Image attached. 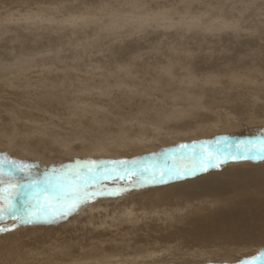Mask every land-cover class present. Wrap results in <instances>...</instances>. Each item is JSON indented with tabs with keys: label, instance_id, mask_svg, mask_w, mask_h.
I'll return each instance as SVG.
<instances>
[{
	"label": "rangeland",
	"instance_id": "rangeland-1",
	"mask_svg": "<svg viewBox=\"0 0 264 264\" xmlns=\"http://www.w3.org/2000/svg\"><path fill=\"white\" fill-rule=\"evenodd\" d=\"M137 1L138 2L134 3L132 0H40V4H36L35 2L39 3V0H30V3L25 1V3H28L26 5L22 4V2L14 4V7L12 6L10 9H6L7 6L5 7L3 4L1 5L2 7L0 6V14H3L0 16V33H2L3 30L7 32H3L5 36H2L3 33L0 34L1 39L3 38L2 40L0 39V49L4 46V50L2 49L4 52L0 50V74H2V76H0V86L4 87L5 91L8 92L1 91V93L3 97H9L10 94V96L15 97L18 94V101L22 105L21 108H23L21 114L20 112H13L7 115V117L0 111V117H4L0 118V122L3 123L5 119L10 117L8 121H5L6 125H10L9 127L12 128L14 127L13 125H15V127L20 126L18 130L12 132L14 135L11 137L10 135L7 137L4 133H0V155H2L1 152L15 154L18 157H22L26 162L31 159L51 157L46 161V165L38 164L39 167L35 168L33 172L48 173L49 178L54 183L67 180L69 184H73L74 181L71 175L68 174L73 169H70L69 165L75 166L77 160L121 161L137 159L144 160L145 163H148V158L152 153L162 154L166 149L174 148L180 144H190L193 141L201 140H213L216 137L223 136L229 138L227 143L232 144L234 146L233 151H235V147H243V145H237L238 141L251 139L264 133V115H262L261 119L259 118L261 121L257 120L259 122L254 123V120L246 121L247 118L242 119L236 114L227 113L226 111L222 112V106L217 108V114L214 112L206 113L208 116L216 119L218 116L229 114L231 118H228L226 122L229 120L230 123L234 124V130L224 128L218 123L217 126L214 125V131L209 130L205 132L208 135L203 134L204 136L200 135L199 138L198 134L196 135L195 133V135L189 134L188 137L180 139L181 136L177 135L179 132L186 130L192 131L199 126L197 124H192L188 127H183V129H177L179 128V126L175 125L177 123L168 122L164 123V125L162 123L163 119L167 117L172 109L180 110L182 107H187V109H197L198 112L207 110L204 101L201 99L194 100V97L200 98V96L196 95L194 92L195 90L197 91V88L211 87V89L219 90L220 87H224L225 85L229 87V85H234V83L235 85L242 86L264 84V81H262L263 76L260 75V73L264 71V66H261V62L264 61V50L260 48L261 45H264V35H262V30H264V0ZM30 4L33 7L30 6ZM43 4L44 6H42ZM54 5L56 8L53 9ZM141 7H143V9H141ZM39 8L42 9L40 10ZM14 9H16V11ZM17 9L19 10L17 11ZM20 9L22 12H19ZM254 9L257 12H255ZM10 11H12V13ZM162 11L167 12H163L164 14L160 13ZM25 15L27 16L24 18L23 16ZM5 17H7V19ZM37 19L40 20L38 21ZM240 20L243 22L241 23ZM258 20L262 22L260 21V23H258ZM244 21L247 24L244 23ZM7 23L9 25H7ZM256 23H258V26H256ZM4 24L6 26H3ZM22 26H25L26 29L28 27V30L25 31L23 28L21 29ZM247 26L249 28H246ZM14 27L18 29H14ZM30 27H33L34 30L33 28L29 29ZM241 27L243 30L240 29ZM6 28L9 30L7 31ZM236 28H238L237 32ZM42 29H44L46 33L49 32L46 34L47 37L46 35H41L42 32L45 33ZM230 29H232V31ZM16 30H19V32H14ZM245 30H247L248 33ZM233 31L236 32L237 35ZM209 32L212 33V35ZM249 32H251V35ZM255 32H257V34ZM223 34L226 35L225 38L227 39L223 38ZM239 34L242 35L240 36ZM254 34L256 35L252 36ZM24 35H26V37ZM163 35H165V37ZM21 37L25 42L20 39L18 44L19 38ZM38 37L41 38L39 39ZM257 37L263 42L262 44L260 43L261 45H258L260 41H255L258 40L255 39ZM204 38L211 40L207 43V39L205 41ZM227 40L229 41L227 42ZM230 40L233 44L230 43ZM26 41L32 42H28L29 44H27ZM42 42L43 44L41 45L40 43ZM47 42L50 43V45H48ZM126 43H129V46H134V48L129 50L130 52L128 51L122 55L125 56L124 58L118 57V55L114 56V52L112 51H115L116 48L125 47L127 45ZM20 45L22 46L21 48H19ZM171 46L172 48H170ZM256 46L258 49L260 48L259 50H263L261 51L262 59L260 61L257 59V57H259L258 52L260 51L255 48ZM222 48L225 49V51ZM252 52H254V55ZM241 58L242 60L246 58V60L241 61ZM44 61L49 64H44ZM248 61L250 63L252 61V64L257 62V64L255 67L252 65L253 68ZM258 64L259 66H257ZM55 67L57 69L55 70L56 73L50 70L53 73L51 75L49 69L53 70ZM245 67L246 69H244ZM249 68H253V70H251L253 72L258 68H261L262 71L258 69L260 72L255 71L252 73L249 71ZM245 70L250 73H247ZM23 72H28V75ZM232 72H234V75ZM257 72L259 76H256ZM69 73L70 75H68ZM242 73H246V75H244L247 77L246 80L245 77H242ZM254 74L255 78L253 76ZM261 74L264 73L262 72ZM24 75L27 76L25 77ZM30 75L31 79L29 78ZM251 76L253 77L251 78ZM51 77L55 79L52 80ZM241 77L244 83H241ZM12 78L14 79L12 80ZM42 78H46L44 80H47V78L48 80L51 79L50 82L52 83H48L46 86H44V83V88L42 85H39L41 87L39 88V86H37L38 89L36 85ZM252 79H256L257 81H253ZM30 80H32V82ZM247 80L248 84H245ZM259 80H261V83ZM10 81H12L13 84ZM14 81L16 82L14 83ZM25 81H27L28 84H26ZM159 81L162 82L159 84ZM238 81L239 83H236ZM251 82L252 84H250ZM255 82L258 84H255ZM55 83L56 88L51 87V84L55 85ZM19 84L21 86H19ZM168 84L169 86H167ZM47 86L49 89L51 88V90L48 89L51 93H48L46 90ZM161 87H163L162 90ZM36 89H38V92ZM40 89L42 91L45 90L42 92ZM32 90H35L34 92H37V94ZM163 90H165V95ZM141 92H144V95ZM173 92L175 93L173 94ZM43 93H46L47 96L45 94V97L48 98L38 97L40 100L36 98L38 94L42 96ZM30 94L32 98L29 97ZM170 94H173L171 95L172 97L169 96ZM141 95H143V97ZM163 95L166 98L168 97V100L166 98L163 100ZM28 97L30 100H28ZM136 97L137 99H135ZM140 97H142V99H140ZM145 97L147 100L143 99ZM148 98L152 99V101H148ZM153 100L154 102H158L153 103ZM138 101L144 106L143 108L140 103L141 106L139 107ZM145 101L150 103L148 105L144 104ZM159 102L162 103L160 106L163 108L156 110L157 107H160L158 104ZM46 104H48L47 107ZM155 104L157 106H155ZM258 104L259 106L256 107L263 106L261 110H264V99H260ZM33 105L40 106L43 110ZM148 106H150V109ZM168 109L171 110L169 111ZM159 111H163V114H158ZM23 113L25 117L30 113L32 118L38 119V122L35 119L26 120L22 118ZM53 114L54 116H52ZM138 115L144 116L145 118H142L146 120H143ZM15 116H17V118ZM73 116H75L74 118L77 117V119H73ZM113 116L115 118H113ZM96 117L101 119V121ZM151 117L154 119H151ZM156 117L159 121L155 120ZM91 118L95 119L92 121ZM107 118L110 123L112 122L111 125L109 121H106L108 120ZM147 119H151L149 123ZM90 120L92 124H89L88 121ZM79 121L84 123L79 125ZM73 122H75V125ZM210 122L212 121L209 120V122L207 121V123H205L209 124ZM226 122H224L225 125ZM115 123L116 125H114ZM107 124L109 126H107ZM89 125L92 128V132H90ZM108 128H110V131L112 128L111 134L114 135L111 136V134H109L110 131ZM113 128L116 133L113 131ZM103 129L104 131L107 130L108 133L105 131L104 134ZM131 129L132 132L130 131ZM99 133L102 136L98 135ZM168 134L170 136H168ZM94 135L98 137H92ZM104 135L107 136L109 140L106 139ZM116 135L118 138H116ZM163 135L169 138H173L174 136L175 138L171 139L174 142L170 141L173 142L170 145H168L170 142L168 144L161 143V138H164ZM75 137L79 139L77 140ZM187 138H189V140ZM102 139H104V142ZM75 140H77V142ZM96 141L97 143H94ZM99 144H101L102 147L106 145H110V147L107 146V149L105 147L102 149ZM127 144H131V147ZM119 145L124 147L125 150H120L123 151V153L112 154V149L119 147ZM46 146L48 147L46 148ZM82 146L84 149H82ZM91 147H93V151ZM16 148L19 150V153ZM99 148L100 150L97 151ZM86 150H91L92 152L90 151L88 153ZM26 154L29 155V158ZM53 157L55 158V162L52 160ZM53 168L56 169L55 173H52ZM240 169L244 171H240ZM246 169H252L251 173L256 169L257 172H255L254 175L259 179L255 177L253 180L247 179L245 182H235L227 191L236 192L238 188L246 189L248 187L253 190L256 189V194L260 196V200L255 196L253 197L245 193H240V195L237 196L238 199L247 198L246 204H249L248 208L252 209L249 215L254 216L255 212L264 211V198L261 196H264V160H233L229 158L226 163L220 164L219 167L209 168L207 171L198 172L194 175H181L179 179L175 177H165L164 179L167 181L165 183L159 182L160 168H156L155 173L147 172L143 176L135 177L117 172L115 165H107V167L102 168L100 172H96L95 175L99 179V183L96 187L98 189H104L105 191L115 192L117 193L116 195L98 196L91 199L76 214L58 225H21L11 231L0 234V264H71L74 261L76 263L78 262L77 264H108V255L109 257L112 255V257H114V263L120 262L119 264H187L191 263L192 260L196 261V259H200L197 260V262L202 260L201 262H207L206 264H240L241 261L250 259L247 254H250L253 250L255 253L252 252L253 257L258 256L260 249H257V246L255 247V245L245 241H240V244L236 242L238 243L236 245L234 243L231 244V242H224L226 243L224 244L215 239V237H210L211 234L207 237L208 240H199L194 237L195 235L191 230L190 233L186 230L192 220L204 216L203 218L205 219H202L201 222H205L207 219L211 220L212 217L215 221L216 217L226 213L228 214V211H230L229 208L233 210L237 209L238 207L235 204L223 202L217 205L215 203L213 205L214 207L207 206L206 212L198 216L192 214L195 212L193 209V211L189 209L191 212H187L188 209L185 211V206H178L180 209L182 208L180 214L177 212L174 213L173 210L177 204L184 200V195L179 192L181 188L175 184L225 170L227 172L229 171L231 174L235 171H240L241 176L248 178L250 175L245 171ZM105 171L112 172V175L107 179L102 177V173ZM61 173H63V175H61ZM237 178L238 176L233 179L235 180ZM137 179L139 182L133 183V181ZM171 187L174 188L173 191L168 190ZM178 188L180 189L178 190ZM227 191L222 188V192L217 193L219 194L218 197H210L211 195H207V198L222 199L223 195H225L223 193ZM227 196L230 197V195ZM159 198L167 199L158 201ZM189 200L190 199H188L187 202ZM193 202H195V200ZM118 206L120 208H117ZM129 206L131 207L129 208ZM132 206L136 208L134 212H132ZM188 207L189 205L187 204V208ZM210 208L214 212L211 211ZM13 223L14 221L5 216L2 226L10 227ZM168 223L174 225V227H172V229L166 228ZM165 229H167V231ZM184 229L186 234L182 232ZM186 239H188V241ZM152 250L157 252V254L167 253V260L152 258L148 255ZM105 252H107V255H105ZM8 253L11 254L9 255ZM4 255H6L7 259L4 258ZM8 255L10 256L9 258ZM116 257L120 259L118 258L119 260H115ZM185 257L188 259L186 258V260H184ZM175 261L177 262L175 263ZM194 263L195 262L192 261L191 264Z\"/></svg>",
	"mask_w": 264,
	"mask_h": 264
},
{
	"label": "bare ground",
	"instance_id": "bare-ground-1",
	"mask_svg": "<svg viewBox=\"0 0 264 264\" xmlns=\"http://www.w3.org/2000/svg\"><path fill=\"white\" fill-rule=\"evenodd\" d=\"M25 1L26 2H29L30 3V0H0V6L3 4L5 7H6V9H10V7L12 8V6L14 5V4H19L20 2H22V4H28V3H25ZM42 1V0H41ZM44 1V0H43ZM65 1V0H64ZM134 3H136V2H138L137 0H132ZM60 2V1H59ZM74 2V1H73ZM107 2V1H106ZM118 2V1H117ZM208 2V1H207ZM210 2V1H209ZM255 2V1H254ZM36 4H40V0H39V3H37V2H35ZM47 3V2H46ZM101 3V2H100ZM130 3V2H129ZM51 4H53V3H51ZM58 4V3H57ZM107 4V3H106ZM131 4V3H130ZM176 4V3H175ZM24 5V6H25ZM133 5V4H132ZM138 5V4H137ZM139 5H140V3H139ZM254 5V4H253ZM30 6H32L31 4H30ZM38 6V5H37ZM42 6H44V4L42 5ZM46 6H48V5H46ZM58 6V5H57ZM148 6V5H147ZM188 6V5H187ZM2 7V6H1ZM14 7V6H13ZM20 7V6H19ZM18 7V8H19ZM33 7V6H32ZM134 7H135V5H134ZM185 7V6H184ZM261 7V6H260ZM263 7V6H262ZM31 8V7H30ZM44 8V7H43ZM51 8H52V6H51ZM51 8H50V11H51ZM54 8H56L55 7V5L53 6V9ZM76 8V7H75ZM25 9H26V7H25ZM40 9V8H39ZM42 9V8H41ZM40 9V10H41ZM47 9H48V7H47ZM46 9V10H47ZM77 9V8H76ZM79 9V8H78ZM141 9H143V7H141ZM238 9V8H237ZM15 11H16V9H14ZM19 9H17V11H18ZM29 10V9H28ZM36 10V9H35ZM39 10V11H40ZM44 10V9H43ZM58 10V9H57ZM56 10V11H57ZM82 10V9H81ZM156 10V9H155ZM255 10V9H254ZM0 11H1V9H0ZM30 11V10H29ZM55 11V10H54ZM86 11V10H85ZM134 11V10H133ZM168 11V10H167ZM167 11H162V12H160V13H163V12H167ZM186 11H187V9H186ZM259 11H261V10H259ZM11 13H12V11H10ZM19 12H22L21 11V9H20V11ZM31 12V11H30ZM42 12V11H41ZM87 12V11H86ZM154 12V11H153ZM255 12H257L256 10H255ZM39 13V12H38ZM43 13V12H42ZM56 13V12H55ZM105 13V12H104ZM143 13V12H142ZM156 13V12H155ZM249 13V12H248ZM6 14V13H5ZM28 14V13H27ZM36 14V13H35ZM51 14V13H50ZM164 14V13H163ZM221 14V13H220ZM232 14V13H231ZM261 14H262V12H261ZM1 15H3V14H0V16ZM66 15V14H65ZM138 15V14H137ZM173 15H174V13H173ZM6 16V15H5ZM9 16V15H8ZM22 16V15H21ZM27 15H25V16H23L24 18L26 17ZM37 16V15H36ZM36 16H34V17H36ZM41 16V15H40ZM11 17V16H10ZM32 17V16H31ZM44 17V16H43ZM167 17H168V15H167ZM259 17V16H258ZM257 17V18H258ZM264 17V16H263ZM4 18V17H3ZM6 19H7V17H5ZM9 18V17H8ZM29 18V17H28ZM27 18V19H28ZM45 18V17H44ZM49 18V17H48ZM237 18V17H236ZM21 19H22V17H21ZM30 19V18H29ZM28 19V20H29ZM254 19H255V17H254ZM253 19V20H254ZM3 20H5V19H3ZM38 20V19H37ZM40 20V19H39ZM38 20V21H39ZM43 20V19H42ZM49 20V19H48ZM250 20V19H249ZM256 20V19H255ZM263 20H264V18H263ZM7 21V20H6ZM13 21V20H12ZM18 21H20V20H18ZM23 21H25V20H23ZM37 21V22H38ZM241 21V20H240ZM247 21H248V19H247ZM259 21V20H258ZM257 21V22H258ZM261 21V20H260ZM260 21L258 22V23H260ZM9 22V21H8ZM11 22V21H10ZM28 22V21H27ZM239 22V21H238ZM243 21H241V23H242ZM262 22V21H261ZM229 23V22H228ZM244 23H246L245 21H244ZM250 23V22H249ZM258 23H256V26H258ZM247 24V23H246ZM251 24V23H250ZM7 25H9L8 23H7ZM38 25H39V23H38ZM37 25V26H38ZM40 25H41V23H40ZM43 25H45V24H43ZM47 25V24H46ZM223 25V24H222ZM240 25H242V24H240ZM243 25H245V24H243ZM253 25H255V24H253ZM3 26H6L5 24L3 25ZM225 26V25H224ZM223 26V27H224ZM231 26V25H230ZM246 26V25H245ZM252 26V25H251ZM255 26V27H256ZM0 27H1V24H0ZM43 27V26H42ZM48 27V26H47ZM50 27V26H49ZM260 27V26H259ZM259 27H258V30H259ZM5 28V27H4ZM11 28V27H10ZM13 28V27H12ZM24 29L25 31L26 30H28V27H27V29H26V27L25 26H22L21 27V29ZM33 27H30L29 29H32ZM211 28V27H210ZM216 28V27H215ZM214 28V29H215ZM222 28V27H221ZM226 28V27H225ZM235 28V27H234ZM246 28H249L248 26L246 27ZM7 29V28H6ZM14 29H18L17 27L15 28L14 27ZM229 29V28H228ZM240 29H242V27L240 28ZM257 29V28H256ZM263 29V28H262ZM9 29H7V31H8ZM13 30V29H12ZM33 30H34V28H33ZM32 30V31H33ZM38 30V29H37ZM43 31H45L44 29H42ZM231 31H232V29H230ZM237 30H238V28H236V32H237ZM243 30V29H242ZM242 30H240V31H242ZM11 31V30H10ZM9 31V32H10ZM20 31H22V30H20ZM153 31V30H152ZM187 31H189V30H187ZM220 31H221V29H220ZM235 31V30H234ZM233 31V32H234ZM246 32H247V30H245ZM263 31L264 30H262V35H264V33H263ZM3 32H5V33H7L6 31H2V33ZM14 32H19V30L17 31H14ZM30 32V31H29ZM131 32V31H130ZM218 32V31H217ZM228 32V31H227ZM236 32H234V33H236ZM245 32V33H246ZM251 32H252V29H251ZM251 32H249V34L251 33ZM259 32V31H258ZM2 33H0V34H2ZM13 33V32H12ZM34 33V32H33ZM47 33H49V32H47ZM46 33V31H45V33H43L42 32V34L41 35H46L47 34ZM145 33V32H144ZM210 33V32H209ZM216 33V32H215ZM238 33H239V31H238ZM248 33V32H247ZM256 34H257V32H255ZM20 34H21V32H20ZM146 34V33H145ZM150 34V33H149ZM211 35H212V33H210ZM213 34H214V32H213ZM217 34V33H216ZM242 34H243V32H242ZM242 34H239L240 36L242 35ZM256 34H254V35H252V36H255ZM40 35V36H41ZM50 35H51V33H50ZM151 35V34H150ZM176 35V34H175ZM205 35V34H204ZM220 35H221V32H220ZM220 35H219V37H220ZM235 35V34H234ZM236 35H237V33H236ZM251 35V34H250ZM249 35V36H250ZM1 36V35H0ZM2 36H5V34L3 33L2 34ZM10 36H11V34H10ZM15 36H16V34H15ZM21 36V35H20ZM25 37H26V35H24ZM34 36H36V35H34ZM164 37H165V35H163ZM201 36H202V34H201ZM223 38L224 39H227V38H225L226 37V35H224L223 34ZM228 36V35H227ZM25 37H23V38H25ZM46 37H47V35H46ZM45 37V38H46ZM162 37V36H161ZM184 37V36H183ZM187 37V36H186ZM218 37V38H219ZM28 38V37H27ZM32 38H34V37H32ZM39 39L41 38V37H38ZM37 38V39H38ZM42 38H44V37H42ZM51 38V37H50ZM201 38V37H200ZM209 38V37H208ZM218 38H216V39H218ZM234 38H235V36H234ZM238 38V37H237ZM0 39H1V37H0ZM3 39V38H2ZM1 39V40H2ZM5 39V38H4ZM8 39V38H7ZM20 39H22V37L21 38H19V41H18V39H17V41H18V44H19V42H20ZM30 39V38H29ZM36 39V40H37ZM49 39V38H48ZM205 39V41H206V39L207 38H204ZM213 39H215V38H213ZM229 39V38H228ZM232 39H233V36H232ZM255 39H258V37L257 38H255ZM262 39V38H261ZM13 40V39H12ZM25 40V39H24ZM33 40H35V39H33ZM43 40V39H42ZM45 40V39H44ZM211 40V39H210ZM210 40H208L207 39V43H209L208 41H210ZM222 40V39H221ZM235 40H236V38H235ZM238 40V39H237ZM253 40H254V38H253ZM263 40V39H262ZM21 41H23V39L21 40ZM38 41V40H37ZM52 41V40H51ZM131 41V40H130ZM139 41V40H138ZM213 41V40H212ZM216 41V40H215ZM223 41V40H222ZM229 40H227V42H228ZM239 41V40H238ZM256 42L257 41H260L259 39L258 40H255ZM23 42H25V41H23ZM27 42V41H26ZM28 42H32V41H28ZM27 42V44H29ZM45 42V41H44ZM49 42V41H48ZM47 42V44L48 45H50V43H48ZM226 42V43H227ZM16 43V42H15ZM22 43V42H21ZM36 43V42H35ZM125 43V42H124ZM130 43V42H129ZM129 43L125 46V47H122V48H116V50L115 51H112V52H114L113 54H114V56L116 55H118V57H125V56H122V55H124L126 52H128L129 50H131V49H133L134 48V46L132 47L131 45L129 46ZM135 43V42H134ZM179 43V42H178ZM206 43V42H205ZM211 43V42H210ZM230 43L231 44H233V42H231V40H230ZM235 43V42H234ZM262 44L263 42H259L258 43V45L259 44ZM14 44V43H13ZM26 44V43H25ZM31 44V43H30ZM38 44V43H37ZM36 44V45H37ZM41 45L43 44V42L42 43H40ZM45 44V43H44ZM158 44V43H157ZM214 44V43H213ZM228 44V43H227ZM227 44H226V46H227ZM236 44H238V43H236ZM260 44V45H261ZM2 45V44H1ZM5 45H7V44H5ZM22 45V44H21ZM20 45V47L19 48H21L22 46ZM34 45V44H33ZM125 45V44H124ZM123 45V46H124ZM166 45V44H165ZM165 45H164V47H165ZM171 45V44H170ZM188 45V44H187ZM210 45V44H209ZM235 45V44H234ZM239 45V44H238ZM237 45V46H238ZM249 45H251V44H249ZM45 46H46V44H45ZM160 46V45H159ZM211 46V45H210ZM233 46V45H232ZM264 45H261V47L260 48H263V50H264V47H263ZM4 47V46H3ZM3 47H2V49H3ZM9 47V46H8ZM15 47V46H14ZM25 47H27V46H25ZM28 47H30V46H28ZM39 47V46H38ZM42 47V46H41ZM223 47V46H222ZM235 47V46H234ZM240 47V46H239ZM238 47V48H239ZM18 48V47H17ZM166 48V47H165ZM164 48V49H165ZM170 48H172V46L170 47ZM210 48V47H209ZM226 48V47H225ZM237 48V49H238ZM245 48V47H244ZM255 48H257V46L255 47ZM259 48V49H260ZM2 49H0L1 51H3ZM28 49V48H27ZM34 49V48H33ZM112 49V48H111ZM150 49V48H149ZM163 49V48H162ZM167 49V48H166ZM169 49V48H168ZM223 49V48H222ZM228 49V48H227ZM258 48H257V50L258 51H260V52H258L257 54H258V56L259 57H257V59H259V61L262 59V57H261V51H263L262 49L261 50H259ZM41 50V49H40ZM70 50V49H69ZM160 50V49H159ZM224 51H225V49H223ZM30 51V50H29ZM67 51V50H66ZM170 51V50H169ZM227 51V50H226ZM229 51V50H228ZM4 52V51H3ZM47 52V51H46ZM130 52V51H129ZM256 52V51H255ZM6 53V52H5ZM4 53V54H5ZM10 53V52H9ZM118 53V54H117ZM138 53V52H137ZM175 53V52H174ZM194 53V52H193ZM254 52H252V54H253ZM2 54V53H1ZM131 54V53H130ZM6 55V54H5ZM128 55V54H127ZM254 55V54H253ZM2 56V55H1ZM59 56V55H58ZM133 56V55H132ZM6 57V56H5ZM256 57V56H255ZM264 57V56H263ZM111 58V57H110ZM128 58V57H127ZM141 58V57H140ZM145 58V57H144ZM242 58H244V57H242ZM242 58L240 59L241 61H243V60H246V58L245 59H243L242 60ZM30 59V58H29ZM68 59H69V57H68ZM73 59V58H72ZM121 59V58H120ZM231 59V58H230ZM264 59V58H263ZM141 60V59H140ZM224 60V59H223ZM250 60V59H249ZM256 60V59H255ZM254 60V61H255ZM4 61V60H3ZM49 61V60H48ZM257 61V60H256ZM7 62V61H6ZM32 62V61H31ZM40 62V61H39ZM42 62V61H41ZM45 62V61H44ZM43 62V63H44ZM59 62V61H58ZM119 62V61H118ZM245 62V61H244ZM249 62V61H248ZM247 62V63H248ZM258 62V61H257ZM257 62H255V64H252V61H251V66L253 65L254 67H255V65L257 64ZM30 63V62H29ZM49 64L48 62H45L44 64ZM262 63V67L264 66L263 64H264V61H262L261 62ZM260 63V64H261ZM43 64V65H44ZM233 64V63H232ZM235 64V63H234ZM4 65H6V64H4ZM78 65V64H77ZM48 66V65H47ZM162 66H164V65H162ZM252 66V67H253ZM257 66H259V64L257 65ZM260 66V67H261ZM25 67V66H24ZM75 67V66H74ZM232 67H233V65H232ZM232 67H231V69H232ZM248 67V66H247ZM253 67V68H254ZM3 68V67H2ZM38 68V67H37ZM54 68V67H53ZM253 68L252 69H250L249 71H251V70H253ZM31 69V68H30ZM49 69V68H48ZM75 69V68H74ZM163 69H164V67H163ZM224 69V68H223ZM230 69V68H229ZM244 69H246V67L244 68ZM259 70L261 69V68H258ZM258 69H254L255 71H258V72H260V71H262V69L259 71ZM46 70V69H45ZM55 71V70H57L56 69V67H55V69H49V71ZM166 70V69H165ZM243 70V69H242ZM47 71V70H46ZM50 71V72H51ZM73 71V70H72ZM105 71V70H104ZM135 71H136V68H135ZM141 71V70H140ZM145 71V70H144ZM146 71H148V70H146ZM187 71V70H186ZM246 71V70H245ZM249 71H246L247 73L249 72ZM254 71V72H255ZM14 72V71H13ZM31 72V71H30ZM34 72H36V71H34ZM49 72V73H50ZM168 72V71H167ZM221 72V71H220ZM228 72V71H227ZM252 73H254L253 71H251ZM257 72V75L256 76H259V73ZM263 73H264V71H262ZM261 72V73H262ZM24 74H27L28 75V72H23ZM37 73V72H36ZM54 73H56V71L54 72ZM58 73V72H57ZM124 73H126V72H124ZM234 72H232V74H233ZM250 73V72H249ZM260 73V75L261 76H263L262 78H263V80L262 81H264V74H261ZM46 74V73H45ZM53 73L51 72V75H52ZM133 74V73H132ZM146 74V73H145ZM154 74V73H153ZM243 74V73H242ZM26 75V76H27ZM31 75H33V74H31ZM31 75H30V79H31ZM68 75H70V73L68 74ZM67 75V76H68ZM73 75V74H72ZM151 75H152V73H151ZM170 75V74H169ZM173 75V74H172ZM217 75V74H216ZM224 75V74H223ZM227 75V74H226ZM234 75V74H233ZM244 75H246V73H244L243 74V78L245 77ZM248 75V74H247ZM0 76H2V74H0ZM6 76V75H5ZM4 76V77H5ZM9 76V75H8ZM7 76V77H8ZM22 76V75H21ZM25 76V75H24ZM25 76V77H26ZM220 76H221V74H220ZM249 76V75H248ZM254 76V78H255V74L253 75ZM253 76H251V78L253 77ZM18 77V76H17ZM58 77V76H57ZM74 77V76H73ZM171 77V76H170ZM232 77V76H231ZM230 77V78H231ZM239 77V76H238ZM242 77H241V83L243 82L242 81ZM11 78V77H10ZM23 78V77H22ZM28 78V79H29ZM146 78V77H145ZM173 78V77H172ZM211 78V77H210ZM220 78V77H219ZM229 78V77H228ZM236 78V77H235ZM246 78L247 77H245V80H246ZM257 78V77H256ZM261 78V77H260ZM14 78H12V80H13ZM26 79V78H25ZM27 79V80H28ZM33 79V78H32ZM35 80L37 79V78H34ZM44 79H46V78H42V80H44ZM50 79V78H49ZM51 79L52 80H54L52 77H51ZM50 79V80H51ZM72 79V78H71ZM159 79V78H158ZM204 79V78H203ZM222 79V78H221ZM248 79H249V77H248ZM7 80V79H6ZM38 80V79H37ZM41 80V79H40ZM39 80V83L36 85V87L37 86H39V85H42V87L44 88V86H46V84H48V83H52V82H50V80H48V78H47V80H44V81H40ZM113 80V79H112ZM146 80V79H145ZM153 80V79H152ZM244 80V79H243ZM253 80V79H252ZM254 80H256V79H254ZM253 80V81H254ZM31 82H32V80H30ZM56 81H57V79H56ZM73 81V80H72ZM75 81V80H74ZM184 81V80H183ZM230 81V80H229ZM237 81V80H236ZM251 81V80H250ZM249 81V82H250ZM257 81V80H256ZM261 80H259V82H260ZM2 82H3V80H2ZM10 82H12V81H10ZM16 81H14V83H15ZM17 82H19V81H17ZM22 82H23V80H22ZM26 82V84H28L27 83V81H25ZM38 82V81H37ZM59 82V81H58ZM64 82H65V80H64ZM150 82V81H149ZM160 82H162V81H159V84H160ZM165 82V81H164ZM211 82H212V80H211ZM226 82V81H225ZM228 82V81H227ZM44 83H45V85H44ZM208 83H210V82H208ZM213 83V82H212ZM236 83H239V81L238 82H236ZM244 83V82H243ZM257 82H255V84H256ZM261 83V82H260ZM264 83V82H263ZM11 84V83H10ZM12 84H13V82H12ZM24 84V83H23ZM54 84V83H53ZM122 84V83H121ZM144 84H145V81H144ZM152 84V83H151ZM245 84H248V80H247V82L245 83ZM245 84H243V85H245ZM250 84H252V82L250 83ZM249 84V85H250ZM258 84V83H257ZM44 85V86H43ZM60 85V84H59ZM131 85V84H130ZM153 85V84H152ZM155 85H157V84H155ZM210 85V84H209ZM18 86V85H17ZM16 86V87H17ZM19 86H21L20 84H19ZM132 86V85H131ZM149 86H151V85H149ZM161 86V85H160ZM167 86H169V84L167 85ZM199 86V85H198ZM201 86V85H200ZM211 86V85H210ZM41 86H39V88H40ZM51 87H55L56 88V83H55V85H52L51 84ZM67 87H69V86H67ZM138 87V86H137ZM143 87H145V86H143ZM158 87V86H157ZM19 88V87H18ZM17 88V89H18ZM30 88V87H29ZM38 88V87H37ZM38 88V89H39ZM47 89V91H48V93H51L49 90H51V88L49 89L48 88V86L46 87ZM55 88H53V89H55ZM162 88L163 87H161V90H162ZM164 88H165V86H164ZM209 88V87H208ZM208 88H206V87H203V88H197V91L195 90L194 92L196 93V95H198V96H200V98H197V97H194V100H198V99H201L202 101H204L205 102V106H206V108H207V110H202L203 112H198V110L197 109H187V107H182L180 110H171V112H169V114L167 115V117H165L164 119H163V125H164V123H172V122H174V123H177V124H175V125H177V126H179V128H177V129H183V127H188L189 125H192V124H197L199 127H197V128H195V129H193L192 131H182V132H179L177 135H179V136H181L180 137V139H183V138H186V137H188V135L189 134H193V135H195V133H196V135L198 134V137L201 135H205V134H207V133H205V132H207V131H209V130H213L214 131V129H215V126L214 125H218V123H219V125H221L222 127H224V128H230V129H232V130H234L235 129V125L234 124H232V123H230L229 122V120H228V122H226L227 121V119L228 118H231L230 117V115L229 114H225V115H221L220 117L218 116L217 117V119L216 118H212V117H210V116H208L207 115V113L206 112H210V113H212V112H214V113H218V111H217V108H219V106H222L223 107V109H222V112L223 111H226L227 113H233L234 115L236 114L238 117H240V118H247L246 119V121L248 120V121H251V120H254V123L255 122H259V121H261L260 119L262 118V115H264V110H261V107L263 108V106H260V107H256V106H259V102H260V99H264V84L263 85H250V86H242V85H235V83H234V85H229V87L228 86H224V87H220L219 88V90H214V89H211V87L208 89ZM216 88V87H215ZM10 89V88H9ZM12 89V88H11ZM21 89V88H20ZM31 89H33V88H31ZM38 89H36V91L38 90ZM49 89V90H48ZM157 89V88H156ZM27 90H28V88H27ZM30 90V89H29ZM41 90V89H40ZM45 90V89H44ZM43 90V91H44ZM73 90H75V89H73ZM1 91H4V92H6L5 91V88L4 87H2V86H0V111H1V113H3L4 115H6L5 117H7V115H9V114H11V113H13V112H20V114L23 112L22 111V109L23 108H21V104L19 103V101H18V94L15 96V97H13V96H10L9 95V97H3L2 96V93H1ZM9 91V90H8ZM18 91H19V89H18ZM17 91V92H18ZM33 91V90H32ZM31 91V92H32ZM35 91V90H34ZM33 91V92H34ZM42 91V90H41ZM42 91V92H43ZM53 91V90H52ZM131 91V90H130ZM142 91V90H141ZM155 91V90H154ZM164 91V95H165V90H163ZM38 92V91H37ZM37 92L35 93V94H37ZM41 92V93H42ZM73 92V91H72ZM159 92V91H158ZM6 93H8V92H6ZM47 93V92H46ZM45 93V94H46ZM66 93V92H65ZM141 93H143V95H144V92H141ZM157 93V92H156ZM175 92H173V94H174ZM23 94V93H22ZM35 94H34V96H35ZM45 94L43 93V95L42 96H39L40 94H38V96L36 97V98H38V97H45ZM129 94V93H128ZM146 94V93H145ZM173 94H170L169 96H171V95H173ZM13 95V94H12ZM143 95H141L142 97H143ZM164 95H163V100L166 98V97H164ZM167 95V94H166ZM24 96V95H23ZM33 96V97H34ZM46 96H47V94H46ZM69 96V95H68ZM106 96V95H105ZM138 96V95H137ZM148 96V95H147ZM27 97V96H26ZM29 97L30 98H32L31 97V94L29 95ZM28 97V98H29ZM127 97H128V95H127ZM130 97H131V95H130ZM129 97V98H130ZM142 97H140V99H142ZM153 97H155V96H153ZM162 97V96H161ZM172 97V96H171ZM170 97V98H171ZM30 98L28 99V100H30ZM46 98H48V97H45V99ZM128 98V99H129ZM139 98V97H138ZM168 98V97H167ZM166 98V99H167ZM33 99H35V98H33ZM39 99V98H38ZM135 99H137V97L135 98ZM143 99H146V97L145 98H143ZM40 100V99H39ZM147 100V99H146ZM150 100V102L152 101V99H149L148 98V101ZM155 100V99H154ZM154 100H153V103H155V102H158V101H155L154 102ZM168 100V99H167ZM201 100H200V102H201ZM31 101H32V99H31ZM45 101V100H44ZM48 101V100H47ZM50 101V100H49ZM140 101V100H139ZM137 102L138 104L140 103V102ZM143 101V100H142ZM24 102V101H23ZM74 102V101H73ZM149 102V103H150ZM163 102V101H162ZM111 103V102H110ZM148 102H144V104H149ZM166 103V102H165ZM203 103V102H202ZM30 104V103H29ZM39 104V103H38ZM40 104H42V103H40ZM45 104V103H44ZM141 104V103H140ZM139 104V107L142 105H140ZM159 104V106L162 104V103H158ZM59 105V104H58ZM33 106H35V107H40V106H36V105H33ZM44 106V105H43ZM42 106V107H43ZM48 106V104H46V107ZM151 106V105H150ZM150 106H148V108L150 109ZM154 106V105H153ZM155 106H157L156 104H155ZM45 107V108H46ZM144 106L142 105V108H143ZM41 108V107H40ZM48 108H51V107H48ZM141 108V109H142ZM159 108H161V106L160 107H157V109L156 110H158ZM163 108V107H162ZM161 108V109H162ZM198 108V107H197ZM35 109H37V108H35ZM42 110H43V108H41ZM70 109V108H69ZM160 109V110H161ZM186 109V110H185ZM38 110V109H37ZM45 110V109H44ZM46 110H47V108H46ZM146 110V109H145ZM155 110V109H154ZM50 112V111H49ZM48 112V113H49ZM69 112V111H68ZM140 112V111H139ZM166 112V111H165ZM45 113V112H44ZM51 113V112H50ZM99 113V112H98ZM145 113V112H144ZM152 113V112H151ZM150 113V114H151ZM163 114V111L161 112V111H159V113L158 114ZM17 114V113H16ZM153 114V113H152ZM160 114V115H161ZM222 114V113H221ZM24 115V113L22 114V116ZM28 116L27 117H25V116H23L22 118H25L26 120H32V119H35V118H32V115H30V113L29 114H27ZM51 115V114H50ZM79 115V114H78ZM77 115V116H78ZM136 115V114H135ZM142 115V114H141ZM19 116V115H18ZM21 116V115H20ZM52 116H54V114L52 115ZM139 116V115H138ZM155 116V115H154ZM185 116V117H184ZM16 118H17V116H15ZM75 116H73V119H77V117L76 118H74ZM79 117V116H78ZM94 117V116H93ZM104 117V116H103ZM131 117V116H130ZM140 118H142V117H144V116H139ZM0 118H4V117H0ZM19 118V117H18ZM56 118V117H55ZM96 118H98V117H96ZM102 118V117H101ZM105 118H106V116H105ZM113 118H115L114 116H113ZM145 118V117H144ZM147 118H148V116H147ZM260 118V119H259ZM8 119H10V117L8 118ZM8 119H5L4 120V122L2 123V122H0V133H4L5 135H7V137H8V135H10V137L11 136H13L14 134H12V132L13 131H16V130H18V128H20V126H16L15 127V125H13L14 127L12 128V127H9L10 125H6L5 123V121H8ZM24 119V120H25ZM95 119V118H94ZM93 118H91V120L93 121L94 120ZM99 119V118H98ZM108 119V118H107ZM135 119V118H134ZM143 119V118H142ZM151 119H154L153 117H151ZM151 119H147L148 121V123H149V121L151 120ZM19 120V119H18ZM17 120V121H18ZM37 122H38V119H35ZM82 120V119H81ZM87 120V119H86ZM91 120L90 121H88L89 122V124L91 123ZM112 120H114V119H112ZM143 120H146V119H143ZM155 120H158V118L156 117L155 118ZM209 120L210 121H212L213 122V124H212V122H210L209 124H206L207 123V121L209 122ZM257 120H259V121H257ZM3 121V120H2ZM64 121V120H63ZM96 121V120H95ZM99 121H101V119H99ZM99 121H97L98 123H100ZM106 121H109V119L108 120H106ZM120 121V120H119ZM128 121V120H127ZM159 121V120H158ZM176 121V122H175ZM235 121V120H234ZM25 122V121H24ZM28 122V121H27ZM77 122V121H76ZM80 122V123H79ZM78 122V124L79 125H81L82 123H84L85 122V120H84V122H82L81 123V121H79ZM135 122V121H134ZM140 122V121H139ZM206 122V123H205ZM224 122H226V125L224 124ZM13 123V122H12ZM12 123H10V124H12ZM22 123V122H21ZM33 123H35V122H33ZM74 123V125H75V122H73ZM102 123V122H101ZM108 123V122H107ZM109 123H110V121H109ZM108 123V124H109ZM216 123V124H215ZM254 123H252V124H254ZM15 124V123H14ZM17 124V123H16ZM27 124V123H26ZM92 124V123H91ZM107 124V126H109ZM112 124V122L110 123V125ZM117 124H118V122H117ZM126 124V123H125ZM136 124V123H135ZM134 124V125H135ZM20 125V124H19ZM103 125V124H102ZM114 125H116V123L114 124ZM92 126V125H91ZM24 127V126H23ZM83 127V126H82ZM89 127H90V125H89ZM99 127V126H98ZM101 127V126H100ZM105 127H106V125H105ZM133 127H135V126H133ZM132 127V128H133ZM166 127V126H165ZM182 127V128H181ZM221 127V128H222ZM85 128V127H84ZM104 128V127H103ZM107 128V127H106ZM116 128V127H115ZM252 128V127H251ZM87 129H88V127H87ZM92 128L90 127V130H91ZM109 129V131H110V128H108ZM114 129V128H113ZM124 129V128H123ZM169 129V128H168ZM191 129V128H190ZM219 129V128H218ZM35 130V129H34ZM93 130H94V128H93ZM117 130H118V128H117ZM176 130V129H175ZM36 131V130H35ZM49 131V130H48ZM87 131V130H86ZM95 131H98V130H95ZM103 131H104V129H103ZM107 133H108V131L107 130H105ZM105 131H104V134H105ZM111 131H112V128H111ZM111 131H110V133L109 134H111ZM113 131H115V129L113 130ZM131 132H132V129L130 130ZM142 131V130H141ZM166 131H169V130H166ZM61 132V131H60ZM89 132V131H88ZM90 132H92V130L90 131ZM99 132V131H98ZM97 133V132H96ZM115 133H116V131H115ZM120 134H122L121 132H119ZM119 133H117V134H119ZM172 133V132H171ZM3 134V135H4ZM89 134V133H88ZM93 134H94V131H93ZM102 134V133H101ZM127 134V133H126ZM167 134V133H166ZM170 134V133H169ZM168 134V136H170ZM2 135V136H3ZM38 135H39V133H38ZM98 135H100V133L98 134ZM107 135V134H106ZM112 135H114V134H111V136ZM173 135V134H172ZM203 135V136H204ZM208 135V134H207ZM206 135V136H207ZM19 136V135H18ZM91 136V135H90ZM100 136H102V135H100ZM105 136V135H104ZM109 136V135H108ZM120 136V135H119ZM164 136V135H163ZM50 137V136H49ZM48 137V138H49ZM87 137V136H86ZM92 137H98L97 135L95 136H92ZM110 137V136H109ZM71 138V137H70ZM76 138V137H75ZM88 138V137H87ZM105 138L106 139H108L109 140V138L107 137V136H105ZM104 138V139H105ZM116 138H118V136L116 135ZM173 138H175L174 136H173ZM173 138H169V137H165L164 136V138H161V143H165V144H168L170 141H173V140H171V139H173ZM189 138H191V137H189ZM189 138H187L188 140H189ZM192 138H194V137H192ZM200 138V137H199ZM13 139V138H12ZM15 139V138H14ZM77 139V138H76ZM79 139V138H78ZM77 139V140H78ZM89 139V138H88ZM94 139V138H93ZM104 139H102V141L104 140ZM27 140V139H26ZM77 140H75L76 142H77ZM95 140H97V139H95ZM116 140V139H115ZM119 140V139H118ZM121 140V139H120ZM143 140V139H142ZM157 140V139H156ZM160 140V139H159ZM158 140V141H159ZM15 141H16V139H15ZM68 141V140H67ZM89 141V140H88ZM99 141V140H98ZM177 141H180V140H177ZM186 141V140H185ZM71 142V141H70ZM81 142V141H80ZM104 142V141H103ZM174 142V141H173ZM173 142H170L168 145H170V144H172ZM26 143V142H25ZM74 143V142H73ZM86 143V142H85ZM94 143H97V141L96 142H94ZM101 143V142H100ZM105 143H107V142H105ZM61 144V143H60ZM87 144V143H86ZM91 145H93L92 143H90ZM114 144V143H113ZM21 145V144H20ZM83 145H84V142H83ZM99 145H101V144H99ZM112 145V144H111ZM127 145H131V144H127ZM90 146V145H89ZM97 146V145H96ZM108 145H106V146H103V147H107ZM113 146V145H112ZM48 146H46V148H47ZM98 147V146H97ZM103 147H102V145H101V147L100 148H102L103 149ZM108 147H110V145L108 146ZM131 147V146H130ZM90 148V147H89ZM92 148L93 147H91V150H92ZM96 148V147H95ZM100 148L99 149H97V151L98 150H100ZM104 148V149H105ZM136 148V147H135ZM14 149V148H13ZM17 149V148H16ZM82 149H84L83 148V146H82ZM107 149V148H106ZM121 149H124V147H121L120 145H119V147H115V148H113L112 149V154L113 153H117V154H122L123 153V151H120ZM89 150V149H88ZM90 150V151H91ZM94 150V149H93ZM92 150V151H93ZM96 150V149H95ZM125 150V149H124ZM133 150V149H132ZM142 150V149H141ZM144 150V149H143ZM19 150L17 149V152H18ZM87 151V150H86ZM90 151H87L88 153L90 152ZM91 151V152H92ZM105 151H107V150H105ZM24 152V151H23ZM86 152V153H87ZM96 152V151H95ZM145 152V151H144ZM19 153V152H18ZM37 153V152H36ZM85 153V154H86ZM1 154L2 155H0V158H3L5 161H7V159H16V160H20V161H25L24 159H22V157H18V156H16L15 154H9V153H7V152H1ZM31 154V153H30ZM65 154V153H64ZM22 155V154H21ZM26 155H28V154H26ZM37 156H38V154H37ZM43 156V155H42ZM45 156V155H44ZM112 156V155H111ZM67 157V156H66ZM28 158H29V155H28ZM51 158V157H50ZM50 158H45V157H42V159L41 158H36V159H31L30 161L28 160L27 162H34V163H37V164H39V165H46V161L48 160V159H50ZM52 160L55 162V158L53 157L52 158ZM52 162V161H51ZM53 162V163H54ZM43 163V164H42ZM59 163V162H58ZM238 164V163H237ZM237 164H235V165H237ZM58 165V164H57ZM64 165V164H63ZM244 165V164H243ZM249 165V164H248ZM5 168H6V171H10L11 170V165L10 164H5ZM243 169H240V171H242ZM251 170L252 169H246L245 171L248 173V175H250L248 178H245V177H243V176H241L240 175V171H235L234 173H230L229 171L227 172L226 170L225 171H221V172H215V173H211V174H206V176H202V177H198V178H194V179H190V180H188V181H184V182H180V183H178V184H175L176 186H178V187H180L181 188V190L179 191L180 193H182L184 196H183V199L184 200H182L179 204H177L176 206H175V209L173 210V212L175 213V212H177V213H179L180 214V212H181V209L179 208V207H182V206H185V211H187V209H188V211L187 212H191V210L193 209V210H195V212H193L192 214H196L197 216L199 215V214H201V213H205L206 212V210H207V206H209V207H214L213 205L216 203L217 205L218 204H221V203H223V202H231L233 205L235 204L238 208L237 209H235V210H233V209H231V208H229L230 209V211H228L229 213L227 214H223V215H220V216H218V217H216V220L214 221V219H213V217H212V219L211 220H206L205 222L203 221V222H201L202 221V219H205V218H198V219H195V220H192V222L189 224V226L187 227V231L190 233V230H191V232L195 235H193L196 239H199V240H205V239H207V237L210 235V237H215V239H217L219 242H222V243H224V242H231V244H240V241H245V242H247V243H250V244H252V245H255V247L257 246V249H260V250H262V249H264L263 247H264V211H261V212H255V214H254V216H250L249 214H250V211L252 210V209H249L248 208V205L249 204H246V199L247 198H240V199H238L237 198V196L238 195H240V193H245V194H248V195H251V196H255L257 199H259L260 200V196H258L257 194H256V189H252V188H246V189H242V188H238V191H236V192H234V191H227V190H229L232 186H233V184L235 183V182H238V181H243V182H245V180H247V179H250V180H253V178H258L256 175H254V173L255 172H257L256 171V169H254V172L253 173H251ZM244 171V170H243ZM262 171V170H261ZM45 174H46V172H38V171H36V173H34V178L35 179H39V180H43L44 178H45ZM16 176H17V179H19L20 181H22V182H27V178L22 174V173H16ZM51 176V175H50ZM236 176H238V178L237 179H233L234 177H236ZM259 179V178H258ZM180 188H178V190L180 189ZM222 188H224L227 192L226 193H223V194H225V195H223V197H222V199L221 198H219V199H211V198H207V195H211L210 197H213V196H216V197H218V195L219 194H217V193H219V192H222ZM169 191H173L174 190V188H169L168 189ZM249 190V191H248ZM158 191H161V190H158ZM247 191V192H246ZM155 193H158V192H155ZM227 195H230V197H228ZM263 198H264V196L263 195H261ZM193 198V199H192ZM195 198H197V199H195ZM161 199H167V198H159L158 199V201L159 200H161ZM188 199H190L188 202H187V200ZM195 200V202H193ZM157 201V202H158ZM106 202V201H105ZM159 203V202H158ZM103 204V203H102ZM108 204V203H107ZM187 204L189 205V207L187 208ZM179 206V207H178ZM205 206V207H204ZM105 207V206H104ZM108 207V206H107ZM115 207V206H114ZM125 207V206H124ZM131 206H129V208H130ZM110 208V207H109ZM117 208H120L119 206L117 207ZM224 208V207H223ZM131 209H133V211L132 212H134V209H136L135 207H133L132 206V208ZM189 209H191V210H189ZM211 209V208H210ZM226 209V208H225ZM261 209V208H260ZM128 210V209H127ZM192 210V211H193ZM120 211V210H119ZM129 211V210H128ZM136 211V210H135ZM161 211V210H160ZM211 211H213L212 209H211ZM187 212H185V213H187ZM214 212V211H213ZM162 213V212H161ZM212 214V213H211ZM207 215V214H206ZM94 219V218H93ZM121 221V220H120ZM178 221V220H177ZM163 223V222H162ZM178 223V222H177ZM176 223V224H177ZM205 223V224H204ZM121 224V223H120ZM180 225H182V224H180ZM49 227V226H48ZM172 227H174V225H172V224H170V223H168V226L166 227V228H171L172 229ZM39 228V227H38ZM37 229V228H36ZM35 230V229H34ZM33 230V231H34ZM166 231H167V229H165ZM169 230V229H168ZM39 231V230H38ZM37 231V232H38ZM42 231V230H41ZM43 231H45V230H43ZM46 231H48V230H46ZM179 231V230H178ZM178 231H176V232H178ZM181 231V230H180ZM31 232V231H30ZM182 232H185V229H184V231H182ZM188 232H187V234H188ZM33 233V232H32ZM179 233V232H178ZM15 234V233H14ZM185 234H186V232H185ZM214 234V235H213ZM177 235V234H176ZM193 236H191V237H193ZM181 237H182V235H181ZM186 237V236H185ZM187 237H188V239H189V236L187 235ZM2 239V238H1ZM6 239V238H5ZM37 239H40V238H37ZM185 239V238H184ZM188 239H186L187 241H188ZM208 240V239H207ZM124 242V241H123ZM193 242V241H192ZM236 242H238V243H236ZM211 243V242H210ZM209 243V244H210ZM185 244V243H184ZM224 244H226V243H224ZM190 245V244H189ZM194 245V244H193ZM212 245H213V243H212ZM251 245V246H252ZM186 246V245H185ZM214 246V245H213ZM239 246V245H238ZM248 246H250V245H248ZM78 247V246H77ZM191 247V246H190ZM193 247V246H192ZM195 247V246H194ZM203 247V246H202ZM222 247V246H221ZM241 247V246H240ZM254 247V246H253ZM254 247V248H255ZM223 248V247H222ZM70 249V248H69ZM256 249V248H255ZM215 250V249H214ZM247 250V249H246ZM251 250V249H250ZM2 251V250H1ZM87 251V250H86ZM94 251V250H93ZM208 251V250H207ZM213 251V250H212ZM238 251V250H237ZM254 251V250H253ZM252 251V252H253ZM256 251V250H255ZM75 252V251H74ZM239 252V251H238ZM252 252L250 253V254H247V255H249V257H250V259L251 258H253V255H252ZM6 253V252H5ZM62 253V252H61ZM211 253V252H210ZM254 253V252H253ZM4 254V253H3ZM7 254V253H6ZM9 254V253H8ZM11 254V253H10ZM9 254V255H10ZM49 254V253H48ZM93 254V253H92ZM167 254V253H166ZM166 254H163V253H160V254H157V252H155V251H150L149 252V254L148 255H150L152 258H157V260H167V258H166V256H168V255H166ZM208 254V253H207ZM255 254V253H254ZM8 255V258L10 257ZM69 255V254H68ZM72 255H73V253H72ZM71 255V256H72ZM105 255H107V252H105ZM218 255V254H217ZM5 257L4 258H6V255H4ZM20 256V255H19ZM89 256V255H88ZM94 256V255H93ZM228 256V255H227ZM68 257V256H67ZM96 257V256H95ZM105 257V256H104ZM199 257V256H198ZM215 257V256H214ZM223 257V256H222ZM23 258V257H22ZM99 258V257H98ZM119 257H116L115 258V260H119L118 259ZM164 258V259H163ZM186 258L187 257H185V259L184 260H186ZM238 258V257H237ZM248 258V257H247ZM7 259V258H6ZM56 259V258H55ZM96 259V258H95ZM183 259V258H182ZM188 259V258H187ZM221 259V258H220ZM234 259H236V258H234ZM53 260V259H52ZM180 260V259H179ZM197 260H200V259H196V261L195 260H192V261H194L195 263L194 264H206L207 262H197ZM219 260V259H218ZM102 261L104 262V260L102 259ZM111 261H113V262H111ZM189 261H190V259H189ZM192 261H191V263H192ZM25 262V261H24ZM49 262V261H48ZM115 261H114V257H112V255L109 257V255H108V258H107V263L108 264H111V263H114ZM127 262V261H126ZM125 262V263H126ZM177 261H175V263H176ZM17 263V262H16ZM20 263V262H19ZM78 263V262H77ZM75 261L74 262H72L71 264H77ZM87 263H89V262H87ZM90 263H91V261H90ZM120 262H118V263H114V264H119ZM191 263H187V264H191ZM41 264V263H40ZM51 264V263H50ZM53 264V263H52ZM82 264V263H81ZM93 264V263H92ZM97 264V263H96Z\"/></svg>",
	"mask_w": 264,
	"mask_h": 264
},
{
	"label": "snow or ice",
	"instance_id": "snow-or-ice-1",
	"mask_svg": "<svg viewBox=\"0 0 264 264\" xmlns=\"http://www.w3.org/2000/svg\"><path fill=\"white\" fill-rule=\"evenodd\" d=\"M227 136L216 137L213 140L193 141L180 144L174 148L166 149L161 153H152L148 163L144 160H77L71 175L73 184L67 180L54 183L49 174L43 180L35 179L33 170L39 165L34 162L16 159L0 158V234L11 231L21 225H58L76 214L91 199L98 196L116 195L112 191L98 189L99 179L96 172H100L107 165H115L117 172L124 175L140 177L147 172L155 173L160 168V183L167 182L164 178H181V175H194L207 171L209 168L219 167L229 158L233 160H264V133L260 136L238 141L235 147L227 143ZM11 165V170L6 171L5 164ZM94 166V167H93ZM56 169H52L55 173ZM16 173H22L27 182L17 179ZM63 175V173H61ZM111 171L102 173L107 179ZM139 180L133 181L137 183ZM7 186V187H5ZM5 216L14 221L8 226H2ZM240 264H264V249L259 255L243 260Z\"/></svg>",
	"mask_w": 264,
	"mask_h": 264
}]
</instances>
